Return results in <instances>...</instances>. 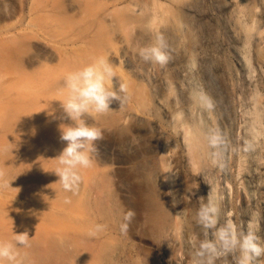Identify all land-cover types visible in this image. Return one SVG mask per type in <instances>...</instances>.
Listing matches in <instances>:
<instances>
[{
  "label": "rangeland",
  "instance_id": "rangeland-1",
  "mask_svg": "<svg viewBox=\"0 0 264 264\" xmlns=\"http://www.w3.org/2000/svg\"><path fill=\"white\" fill-rule=\"evenodd\" d=\"M112 1L0 0V46L27 47L20 57L25 66L40 56L53 59L47 64L53 67L61 55L69 61L75 54L91 56L90 63L104 56L117 76L114 87L120 80L128 89L123 107L114 101L111 111L83 117L103 139L92 167L80 170L77 192L85 199L67 210L70 219H51L24 205L45 204L31 186L0 187V228L12 218L28 233L31 223L39 227L30 247L17 248L22 264H195V247L214 239L213 230L197 223L209 193L220 209L218 227L230 214L239 231L251 228L264 243V69L257 64L264 51L243 33L251 18L254 30L264 27V1H257L255 13L238 8L234 17L223 12L227 0H126L130 7L122 14ZM158 33L171 55L163 68L138 54ZM230 46L244 59L246 83ZM23 71L6 63L0 77L22 81ZM55 72L63 82L72 71L65 63ZM16 87L14 94L27 88L24 82ZM201 94L211 98V109ZM58 120L71 123L62 109ZM213 132L222 137L217 149L208 144ZM128 211L134 212L130 222ZM96 224L106 227L89 236ZM86 244L94 250L89 262L80 254ZM236 255H221L215 264H236ZM254 264H264V255Z\"/></svg>",
  "mask_w": 264,
  "mask_h": 264
},
{
  "label": "bare ground",
  "instance_id": "bare-ground-1",
  "mask_svg": "<svg viewBox=\"0 0 264 264\" xmlns=\"http://www.w3.org/2000/svg\"><path fill=\"white\" fill-rule=\"evenodd\" d=\"M257 1L258 0H227L223 4L222 9L223 12L230 17L236 16L235 13H237L238 8L249 9L251 12L255 13ZM112 2L113 5L117 7L115 8L118 9L117 11L119 14L120 12L122 14L129 10L130 1L127 3L126 0H113ZM240 12L238 13L241 18L243 16H241ZM245 22L246 28L243 32L244 35L252 34L259 52L264 51V27H259L254 30L255 19L253 18ZM233 26H237V23L236 25L234 23ZM238 27L239 26H237V28ZM229 48L233 50V58L239 67L241 73L240 77H242L244 83H246L248 79L246 78V64L244 59L241 53L235 48L231 46ZM27 51V47L19 51L18 49L8 48L4 45L0 46V67L4 66V64L6 65V63L15 65L20 64L24 70L23 75L25 77L21 78L22 81L16 80L17 83L16 81L14 82V80L12 82H2V77H0V171L4 174L3 179H7L6 184H4L7 188L14 185H25L28 187L31 186V188L38 192L45 201V204H24L29 208L31 207L35 213L51 219H59L60 217L70 219L71 215L69 212L73 209L71 207L75 206L74 208H79L77 206H79L80 201L84 200L85 197L83 196L84 199H82V196H80L81 194H78V192L75 195L70 192H65L62 186L57 183L59 177L54 172L58 166V161L55 158L60 155L63 148L66 146V144L64 145V141L60 140L59 126L61 123L58 120V115L62 109L61 101L66 97L67 93L63 91L64 81L60 82L57 78L54 79L53 74L56 73L55 71L60 65H64L65 63L68 69L74 72L89 64L92 58L91 56L80 58L83 56L78 55L80 56L78 57L75 54L76 57L72 56L73 58L69 61L66 57L67 55L64 58L61 55L59 60L57 59V61H59L58 67L56 65L53 67L50 66L54 65L51 64V62L54 61L53 59L48 60L40 56L31 59L27 66H25L20 57L21 54H25ZM49 63L50 65H47ZM257 64L260 68L264 69V58H258ZM26 80L32 81L30 83ZM21 82H24L27 88H25L24 91H20L21 93L14 94V91H17L16 84L18 86ZM189 134L190 133L186 134V137H188V139L191 138L190 142L192 145L190 146L192 149H195V144H193L194 139H192L193 135ZM103 149L111 154H114V152L116 153L115 149ZM66 197L70 198V203L64 202ZM262 198H264V193ZM4 203H7V201H4ZM82 203L81 205L85 204L84 201H82ZM7 206L10 205H5V207ZM67 210H69L68 213ZM228 219H231L230 214L226 215L224 219L221 220L222 222L220 225H223ZM18 223L17 219L12 218L6 226L4 225L0 228V240L14 242V234L25 232L26 229ZM26 223L28 224L29 220H27ZM28 226L32 227V230L28 233V235L30 234V245H32L31 240L34 238L32 235L34 232L39 231V227L32 223ZM47 243V246L50 245V247L48 246L49 248L47 247L48 249L53 250L56 248L57 244L55 245L51 238ZM82 247L84 249L81 250L80 254L82 255L84 252L87 262H89L88 256L91 255L89 253H93L94 250L91 244L82 245ZM53 253H51V255ZM83 258L80 260L82 263H86V259L84 260ZM83 260L85 262H83ZM57 262L54 264H57ZM52 263L53 262L50 264ZM58 264H60V262H58Z\"/></svg>",
  "mask_w": 264,
  "mask_h": 264
},
{
  "label": "clouds",
  "instance_id": "clouds-1",
  "mask_svg": "<svg viewBox=\"0 0 264 264\" xmlns=\"http://www.w3.org/2000/svg\"><path fill=\"white\" fill-rule=\"evenodd\" d=\"M164 36L158 33L153 44L139 49V56L145 62H151L165 67L171 55ZM117 77L112 64L106 57H97L86 66L67 74L63 83V91L67 93L61 101L64 117L70 124L59 126L60 140L66 142L60 155L55 158L58 166L55 174L65 192L75 195L82 181L81 169L92 167L93 156L98 152L97 142L103 139L102 130L90 126L83 119L85 114H104L112 109L110 105L118 101L120 107L127 102V85L118 80V87H114L113 78ZM200 99L208 109L213 107L211 98L201 94ZM208 144L217 149L222 144V137L218 132L208 136ZM218 153L214 152L213 155ZM216 161H214L215 163ZM3 172L0 171V187ZM65 203H70L69 197ZM219 206L209 193L208 203L202 204L197 212V223L205 230H213L214 239H205L195 247V264H215V261L224 254H238L236 264H254V261L264 255V243L261 242L254 230L239 231L235 223L228 219L218 227ZM134 212L128 211L125 220L131 221ZM105 225L96 224L88 232L89 236H96L105 229ZM128 224H122L121 230L126 231ZM195 240V238H193ZM28 232L14 234V242L0 240V264H22L19 259L18 247H30Z\"/></svg>",
  "mask_w": 264,
  "mask_h": 264
}]
</instances>
